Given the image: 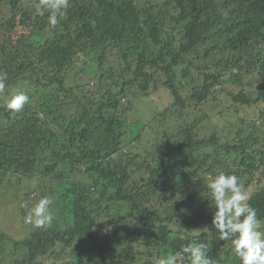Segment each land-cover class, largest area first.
<instances>
[{
  "label": "trees",
  "instance_id": "trees-1",
  "mask_svg": "<svg viewBox=\"0 0 264 264\" xmlns=\"http://www.w3.org/2000/svg\"><path fill=\"white\" fill-rule=\"evenodd\" d=\"M36 2L0 0V192L28 180L20 213L47 196L54 220L1 231L8 264H157L193 243L240 264L207 183L236 174L264 222V0H70L56 28ZM160 89L149 117L132 108Z\"/></svg>",
  "mask_w": 264,
  "mask_h": 264
},
{
  "label": "clouds",
  "instance_id": "clouds-1",
  "mask_svg": "<svg viewBox=\"0 0 264 264\" xmlns=\"http://www.w3.org/2000/svg\"><path fill=\"white\" fill-rule=\"evenodd\" d=\"M70 0H37L36 13L44 16L51 28H56L67 14ZM5 73H0V96L6 93ZM29 103V96L17 92L8 97L4 107L12 113H20ZM208 195L215 211L211 225L219 235V240L230 241L231 250L240 264H264V222L251 206L250 194L245 190L240 178L234 173H218L207 183ZM52 200L43 196L29 209L24 218L26 224L36 228L51 226L54 215L50 210ZM209 248L204 243H193L179 251H170L158 259L157 264H218L208 255Z\"/></svg>",
  "mask_w": 264,
  "mask_h": 264
},
{
  "label": "rangeland",
  "instance_id": "rangeland-1",
  "mask_svg": "<svg viewBox=\"0 0 264 264\" xmlns=\"http://www.w3.org/2000/svg\"><path fill=\"white\" fill-rule=\"evenodd\" d=\"M162 90L163 89H160L157 93H154L148 97H133L132 108L144 118L149 117L154 112V108L157 103L161 107L163 105L162 103L167 96L165 92L167 91ZM153 135L156 134L153 132ZM144 145L142 143H139V146L141 148L139 149V151L144 152ZM32 182L36 183L37 181L36 179H32ZM26 184L30 183L28 180L24 179L21 186L19 185V187H10L6 191H4L5 193L0 192V232H5L6 234L15 238V240L20 238L23 239V237L28 235L32 227H34L24 222V218L28 212L26 211L24 214L20 213V202L24 198V193L26 191L24 185ZM30 185L34 186L35 184ZM16 196L18 197L17 200L15 199ZM11 246L12 244L10 242H7L6 246L3 249H1L0 247V264H8L7 259H5L4 257L7 256L6 251H8Z\"/></svg>",
  "mask_w": 264,
  "mask_h": 264
}]
</instances>
